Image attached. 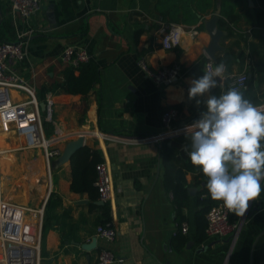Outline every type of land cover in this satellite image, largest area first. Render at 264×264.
<instances>
[{
    "label": "crops",
    "instance_id": "1",
    "mask_svg": "<svg viewBox=\"0 0 264 264\" xmlns=\"http://www.w3.org/2000/svg\"><path fill=\"white\" fill-rule=\"evenodd\" d=\"M261 1L241 3L237 23L225 18L221 25V0H214V6L197 23L187 24L198 33H185L181 44L173 48L163 47L166 23L156 9L157 0H43L42 9L32 17L38 30L27 45V58L17 66L41 98L54 92L62 150L70 140L84 135L85 144L100 148L111 167L113 194L107 202L111 220L106 224L117 229L116 238L108 245L118 255L112 264H264V190L234 238L215 236L197 241L194 195L200 186L194 184L196 173L187 172L189 190L196 188L185 208L190 221H184L189 224L184 234L190 240L176 247L172 241L178 228L176 207L166 190L160 160L163 141L172 143L186 134V126L203 110V105L189 100L188 90L190 81L203 75L211 28L221 32L214 66L226 51L233 57L226 64L222 86L213 89V94L224 89L230 73L246 70L253 74L258 100L253 104H264V15L257 14ZM20 21L12 14L10 0H0V40H14ZM69 44L84 48L88 59L100 67V81L87 97L53 90L69 65L63 58ZM140 57L153 69L179 61L180 75L172 82L157 83L141 68ZM170 106L177 107L180 115L173 128L167 129L161 113ZM14 146L10 151L20 149ZM52 167V187L45 195L46 202L51 200V209L44 230L42 264H92L102 240L97 237V247L92 250L82 244L97 236L106 201L99 203L100 198L91 200L88 193L72 190L70 159L59 163L55 158ZM2 176L0 169V183ZM14 182V187L25 191L30 186L18 179ZM261 183L264 189V181ZM21 200L18 202L39 207L43 198L28 194Z\"/></svg>",
    "mask_w": 264,
    "mask_h": 264
},
{
    "label": "built area",
    "instance_id": "2",
    "mask_svg": "<svg viewBox=\"0 0 264 264\" xmlns=\"http://www.w3.org/2000/svg\"><path fill=\"white\" fill-rule=\"evenodd\" d=\"M42 4L43 0H10L12 14L19 16L21 21L18 22L14 40H0V133H4L6 138H10L11 135L21 136L24 148H40L51 172L53 160L62 152L61 129L54 117V92L49 91L44 98H41L36 86L20 72L17 66V63L27 58V45L38 30L32 22V17L42 9ZM163 26L164 48L180 45L185 33L192 35L198 33L196 27H189L184 23L169 22ZM206 54L204 70L209 65L214 67L215 64L208 51ZM88 55L84 48L69 44L64 48L63 58L68 64L77 65L79 61L87 60ZM139 64L155 82L160 84L175 80L182 69L181 63L176 60L153 69L145 57H140ZM248 79L249 74L246 70L230 73L228 87H236L242 92L248 86ZM179 115L180 111L177 107L165 108L161 113L163 126L167 129L173 128ZM48 122L51 125H48ZM48 126L52 127L51 132L48 131ZM19 146L21 148L22 145ZM10 150L11 147L0 148V155ZM95 185L98 188L99 198L109 201L113 194V178L111 167L106 160L97 164ZM45 204L46 200L41 206L34 207L6 199L0 184V250L3 264H42ZM254 206V200L249 201L244 216L239 217L224 208L222 201H218L206 214L208 236L234 238ZM188 229L189 224L183 222V232H187ZM96 235L102 243L99 244L97 256L92 264H112L117 261L118 255L108 245L116 238L117 229L99 223Z\"/></svg>",
    "mask_w": 264,
    "mask_h": 264
},
{
    "label": "clouds",
    "instance_id": "3",
    "mask_svg": "<svg viewBox=\"0 0 264 264\" xmlns=\"http://www.w3.org/2000/svg\"><path fill=\"white\" fill-rule=\"evenodd\" d=\"M226 71L221 61L190 81L188 98L203 105V110L186 126L190 150L185 151L206 177L204 186L211 199L243 217L249 201L257 200L264 190V104H253L231 86L213 94L222 86Z\"/></svg>",
    "mask_w": 264,
    "mask_h": 264
},
{
    "label": "trees",
    "instance_id": "4",
    "mask_svg": "<svg viewBox=\"0 0 264 264\" xmlns=\"http://www.w3.org/2000/svg\"><path fill=\"white\" fill-rule=\"evenodd\" d=\"M243 3L248 4L247 0H221L220 3V24L223 25L225 18L237 23L238 7ZM214 6V0H157L156 9L162 15L164 23L178 22L184 24L197 23L203 14L209 11ZM260 10H257L258 16L264 15V0L261 1ZM249 10V9H248ZM248 21L252 24L250 11L245 12ZM252 45V43H251ZM218 61H223L225 64L231 63L233 57L229 51L217 57ZM264 64V59L262 60ZM253 70V68H252ZM100 81V67L91 59L81 60L77 65H67L63 70V79L54 83L53 90L59 93L81 94L87 97L93 86ZM228 87V81L224 87ZM221 91V90H220ZM248 99L255 103L256 89L254 85L253 74L248 79L246 88ZM86 99V98H85ZM200 115L195 116L192 120L199 119ZM48 125H51L48 122ZM190 136V134H188ZM180 142H183L187 150H190V140L186 134H181L178 137ZM180 148L170 141L165 140L161 145L160 160L165 168L164 183L166 190L171 194L176 207V220L178 228L173 236V244L176 247H181L190 240V236L184 234L182 224L184 221H190L189 215L185 212V208L190 206L191 193L188 187L186 178L187 172L196 173L194 184L200 186V189L195 193V214L194 222L196 225V239L203 241L208 238L206 232L208 210L218 201L211 199L205 188L206 177L200 172L197 166L192 165L190 159L184 156H179ZM104 160L103 152L100 148L92 147L85 144L77 149L72 155L70 162L72 168L71 188L76 192L88 193L91 200L99 198L98 188L95 185L97 176V164ZM108 202V201H107ZM103 205V220L102 223L111 220L110 204ZM51 209L50 198L46 202L43 229L47 226V217ZM43 230V231H44ZM44 237V236H43Z\"/></svg>",
    "mask_w": 264,
    "mask_h": 264
},
{
    "label": "rangeland",
    "instance_id": "5",
    "mask_svg": "<svg viewBox=\"0 0 264 264\" xmlns=\"http://www.w3.org/2000/svg\"><path fill=\"white\" fill-rule=\"evenodd\" d=\"M48 131L52 130L51 126L47 127ZM4 134V133H3ZM16 136V135H15ZM5 138L0 133V147L9 148L11 146L22 145L19 150L8 151L7 153L0 155V168L2 172L1 186L3 187V195L6 199L13 201H21V197L24 195L33 196L34 199L42 197L40 206L47 200L45 199L46 193L52 187V180L54 178V170L49 166L45 160L43 152L40 148H23V138L21 136ZM2 137V138H1ZM2 139V140H1ZM13 144V145H12ZM8 154V155H6ZM51 174V177H50ZM24 181L30 184L28 190L25 191L23 187H14L17 182L15 180ZM12 182V183H11ZM24 185V183H23ZM13 186V187H9ZM27 186V185H26ZM10 189V190H8ZM9 191H12L10 194ZM25 204V203H24ZM46 206V205H45ZM44 230V229H43ZM44 236V231H43ZM0 264H3L1 260L0 250Z\"/></svg>",
    "mask_w": 264,
    "mask_h": 264
},
{
    "label": "water",
    "instance_id": "6",
    "mask_svg": "<svg viewBox=\"0 0 264 264\" xmlns=\"http://www.w3.org/2000/svg\"><path fill=\"white\" fill-rule=\"evenodd\" d=\"M220 30H218L217 28H211V35H212V41L207 49L208 53L214 57L215 56V52L218 48V39L220 37ZM251 74H249L250 77ZM242 93L244 94V96L246 97V90H243ZM172 144L178 146L180 148V156H184L187 157L186 155V148L184 147L183 142H180L179 140H172ZM85 145V141H84V135H79L78 138L70 140L66 147L64 148V150H62V152L56 157L57 161L60 163L64 160H69L71 159L72 155L74 154V152L79 149L80 147ZM190 192L191 193H195L196 192V188L195 187H191L190 188ZM99 203H104L105 201L100 199L98 201ZM97 236H93L92 239L86 243L82 244V247L86 250H92L95 247H97ZM123 264V261L122 263Z\"/></svg>",
    "mask_w": 264,
    "mask_h": 264
},
{
    "label": "bare ground",
    "instance_id": "7",
    "mask_svg": "<svg viewBox=\"0 0 264 264\" xmlns=\"http://www.w3.org/2000/svg\"><path fill=\"white\" fill-rule=\"evenodd\" d=\"M1 184V183H0ZM2 190V189H1ZM3 192V191H2Z\"/></svg>",
    "mask_w": 264,
    "mask_h": 264
}]
</instances>
